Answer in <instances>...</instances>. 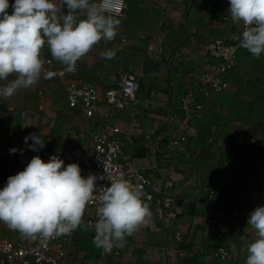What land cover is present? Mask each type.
<instances>
[{
    "label": "crops",
    "instance_id": "0c3cea01",
    "mask_svg": "<svg viewBox=\"0 0 264 264\" xmlns=\"http://www.w3.org/2000/svg\"><path fill=\"white\" fill-rule=\"evenodd\" d=\"M55 2L58 12L66 10L61 0ZM229 8V0H131L116 38L101 40L77 62L80 79L97 88L101 103L105 90L117 86L120 73L141 80L135 107L119 112L114 122L136 167L154 182L173 174L178 219L161 221L147 204L150 216L126 237L127 248L119 258L97 248L93 232L79 227L62 235L67 264H245L247 252L231 262L206 257V252H236L253 242L255 233L247 221L256 207L264 206V152L256 145L264 123V55L257 59L242 48L223 94L206 97L195 78L221 65L203 46L216 39H240L242 23L232 22ZM108 49L117 50L114 58L103 57ZM41 58L53 61L56 69L65 68L47 46ZM192 90L204 110L189 123L180 99ZM40 131L46 145L59 153L93 144L94 121L69 106L64 83L53 77L0 99V149L29 153L24 137ZM187 132L185 148L165 159L169 142ZM22 170L18 161L0 158V189ZM234 212L239 215L213 224L221 213ZM35 238L0 222V257L5 243L28 244Z\"/></svg>",
    "mask_w": 264,
    "mask_h": 264
},
{
    "label": "clouds",
    "instance_id": "9594fccd",
    "mask_svg": "<svg viewBox=\"0 0 264 264\" xmlns=\"http://www.w3.org/2000/svg\"><path fill=\"white\" fill-rule=\"evenodd\" d=\"M229 4L232 22L244 25L240 46L259 59L264 55V0H229ZM61 5L66 10L58 12L55 0H0V81H6L0 86V99L36 85L42 73L51 75L43 72L41 50L45 45L65 71L73 72L98 42L113 41L125 0H61ZM116 51L108 49L103 57L112 59ZM13 74L15 78L9 79ZM43 135L42 131L30 133L24 143L39 152L46 146ZM18 151L11 148L10 154ZM81 172L78 164L65 165L59 155L50 156L47 162L34 156L0 189V222L26 237L70 235L81 227L86 206L99 187L97 180L102 178L84 177ZM96 214L92 242L111 253L123 247L126 237L151 213L139 187L116 179L104 190ZM247 223L255 238L247 247L245 264H264V206L256 207Z\"/></svg>",
    "mask_w": 264,
    "mask_h": 264
},
{
    "label": "built area",
    "instance_id": "2783aa9c",
    "mask_svg": "<svg viewBox=\"0 0 264 264\" xmlns=\"http://www.w3.org/2000/svg\"><path fill=\"white\" fill-rule=\"evenodd\" d=\"M130 1L125 0L121 17L124 16ZM243 30L244 25L242 24L240 39ZM240 39L232 43L216 39L203 46V49L211 57L221 60L218 69L195 75L199 84L198 91L206 97L223 94L229 89L230 84L227 77L237 67L242 49ZM43 61V72L51 73V75L45 77L42 73L39 80L53 77L64 83L69 106L73 109H81L86 118L94 121L93 144L88 149L74 148L66 153H59L47 145L39 152L23 153L18 151L15 154H10V149L2 148L0 149V158L16 160L25 168L27 163L36 155H39L45 162L50 156L59 155L64 160L65 165L78 164L81 167L82 176L87 177L89 174H95L97 177H102L97 180L99 187L95 190L93 199L86 206L81 225V227L92 231L94 235V224L98 219L96 210L100 206V197L116 179H126L131 185L139 187L145 203L153 207L161 221L175 222L178 219V196L175 192L176 182L173 174L169 172L158 182H154L145 171L136 167L127 157L126 148H124V143L120 138L121 128L114 122L119 112L135 107L141 90V80L133 74L120 73L117 86L105 90L104 101L101 103L97 88L80 79L78 65H76L75 71L67 72L65 68L56 69L53 61L49 59ZM181 97L180 105L186 120L190 123L192 119L201 117L204 108L197 98V91H187ZM188 140V132L171 140L164 158L169 159L175 151L183 150ZM5 184L6 182L3 183V186ZM238 215L239 212L228 215L221 213L214 219L213 224H218L227 217ZM88 225H92V227H88ZM175 239H181L178 233H175ZM249 243H246L240 251L233 252L226 248H219L206 252V257L208 259H221L225 262L235 261L247 252ZM66 247L67 241L63 236L45 239L37 235L35 240L28 244L8 242L3 245L1 250L0 264H67ZM126 248L124 242L123 247L113 248L111 254L116 258L122 257ZM181 256L184 254L181 253Z\"/></svg>",
    "mask_w": 264,
    "mask_h": 264
},
{
    "label": "rangeland",
    "instance_id": "374dc122",
    "mask_svg": "<svg viewBox=\"0 0 264 264\" xmlns=\"http://www.w3.org/2000/svg\"><path fill=\"white\" fill-rule=\"evenodd\" d=\"M256 145L260 151L264 152V123L259 126V137Z\"/></svg>",
    "mask_w": 264,
    "mask_h": 264
}]
</instances>
